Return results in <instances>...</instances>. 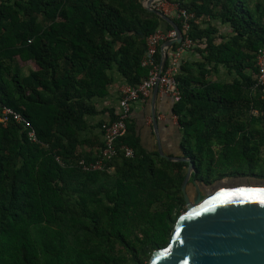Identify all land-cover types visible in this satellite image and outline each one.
Instances as JSON below:
<instances>
[{
	"label": "trees",
	"instance_id": "16d2710c",
	"mask_svg": "<svg viewBox=\"0 0 264 264\" xmlns=\"http://www.w3.org/2000/svg\"><path fill=\"white\" fill-rule=\"evenodd\" d=\"M169 1L194 13L188 36L201 55L195 67L180 64L182 96L172 108L179 155L194 163L188 194L191 185L264 179V100L256 85L264 1ZM216 21L231 32L220 34ZM159 28L173 29L144 0H0V117L5 106L21 112L37 137L13 119L0 121V264H148L169 245L186 209L188 161L145 147L130 116L113 172L78 165L104 146L106 120L89 123L103 112L98 100L115 73L132 86L149 76L142 60ZM28 64L34 68L25 74ZM220 69L231 80L211 77Z\"/></svg>",
	"mask_w": 264,
	"mask_h": 264
},
{
	"label": "water",
	"instance_id": "95a60500",
	"mask_svg": "<svg viewBox=\"0 0 264 264\" xmlns=\"http://www.w3.org/2000/svg\"><path fill=\"white\" fill-rule=\"evenodd\" d=\"M157 0H145L147 9L170 23L177 36L162 42L160 69L163 72L168 49L181 43L183 33L172 17L153 7ZM153 102L159 82L153 88ZM154 109V107H153ZM153 128L160 155L171 161H188L182 184L186 209L177 218L170 243L153 251L148 264H264V185L238 184L216 189L191 201L187 185L194 171L191 158L167 154L160 140L158 119L153 110Z\"/></svg>",
	"mask_w": 264,
	"mask_h": 264
},
{
	"label": "built area",
	"instance_id": "2783aa9c",
	"mask_svg": "<svg viewBox=\"0 0 264 264\" xmlns=\"http://www.w3.org/2000/svg\"><path fill=\"white\" fill-rule=\"evenodd\" d=\"M152 5L155 8L161 9L166 14L172 12L174 17L181 20L183 40L175 49L171 47L168 49L169 65L159 75L160 63L156 62L155 55L159 51L162 42L176 37L177 31L174 28L170 30L159 28L147 37V49L142 60V65L150 67L149 76L137 86L127 83L122 86L119 105L114 119L104 121L101 126L104 146L100 154L95 160H79L78 165L85 171L101 170L111 173L115 170V165L111 162L119 153L116 141L126 131L127 120L131 116L132 105L139 98L148 96L157 82H159V91L162 94L170 96L174 102L181 99V90L176 75L180 71V60L183 51L193 46V40L188 36V31L194 13L180 7L178 3L172 9H169L166 6L165 0H157ZM256 64L258 66L256 85L260 88L261 97L264 100V48L258 50ZM173 118L177 119V115L174 114ZM11 119L22 124L28 130L30 139L37 140L35 128L31 121L21 112L5 106L0 121L6 125ZM121 148L125 151L126 156H133L134 151L131 147L125 145Z\"/></svg>",
	"mask_w": 264,
	"mask_h": 264
},
{
	"label": "crops",
	"instance_id": "0c3cea01",
	"mask_svg": "<svg viewBox=\"0 0 264 264\" xmlns=\"http://www.w3.org/2000/svg\"><path fill=\"white\" fill-rule=\"evenodd\" d=\"M166 6L172 9L176 2L165 0ZM170 17H174L173 13L168 14ZM218 27L220 34L230 33L231 28L227 24H221L218 21L214 22ZM204 24L203 26H205ZM164 28V27H163ZM220 39H218L219 41ZM195 46L187 48L183 51L180 64H190L191 67H195L198 60L201 59L200 53L194 49ZM33 64L22 66V71L27 74L30 69H33ZM115 80L109 86V94L98 100V109H103V112L89 118L91 125H96L101 120H109L110 109H114L115 112L118 109L119 98L122 86L125 84L123 78L115 73ZM213 79L231 80V76L227 75L224 69H220L219 73H213L211 76ZM153 89L146 97L139 98L132 105L131 111V123L135 125L137 135L140 136L142 143L147 148H152L154 145L158 147L157 136L153 128V110L158 119L159 135L164 151L168 154L179 155L181 153L182 135L179 128L178 120L173 118V105L174 100L167 95L158 92L155 101L153 102ZM154 107V109H153ZM95 132H99V127L94 129ZM88 146H86V150Z\"/></svg>",
	"mask_w": 264,
	"mask_h": 264
},
{
	"label": "rangeland",
	"instance_id": "374dc122",
	"mask_svg": "<svg viewBox=\"0 0 264 264\" xmlns=\"http://www.w3.org/2000/svg\"><path fill=\"white\" fill-rule=\"evenodd\" d=\"M264 1V0H263ZM238 184H259L264 185V179L258 178H241V179H225L222 181H217L213 185L210 186H201V187H194L193 185L190 186V199L194 201L198 195L201 194V197L204 198L210 194H212L216 189L220 187L238 185Z\"/></svg>",
	"mask_w": 264,
	"mask_h": 264
},
{
	"label": "snow or ice",
	"instance_id": "6c2138e0",
	"mask_svg": "<svg viewBox=\"0 0 264 264\" xmlns=\"http://www.w3.org/2000/svg\"><path fill=\"white\" fill-rule=\"evenodd\" d=\"M260 191H264V189L260 190Z\"/></svg>",
	"mask_w": 264,
	"mask_h": 264
}]
</instances>
